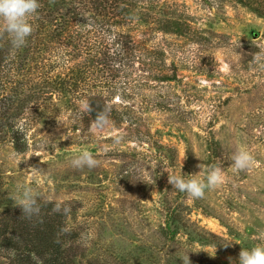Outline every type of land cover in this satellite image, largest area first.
Masks as SVG:
<instances>
[{
	"label": "rangeland",
	"instance_id": "rangeland-1",
	"mask_svg": "<svg viewBox=\"0 0 264 264\" xmlns=\"http://www.w3.org/2000/svg\"><path fill=\"white\" fill-rule=\"evenodd\" d=\"M110 1L102 29L77 9L95 0H54L76 30L40 29L36 13L21 49L0 33V264L36 249L21 241V187L41 212L70 209L57 236L66 264H238L264 244V0ZM124 45L129 58L115 57ZM106 106L111 126L91 131ZM238 149L250 172L232 169ZM81 150L94 168L71 166ZM198 164L230 182L201 199L168 183Z\"/></svg>",
	"mask_w": 264,
	"mask_h": 264
},
{
	"label": "clouds",
	"instance_id": "clouds-1",
	"mask_svg": "<svg viewBox=\"0 0 264 264\" xmlns=\"http://www.w3.org/2000/svg\"><path fill=\"white\" fill-rule=\"evenodd\" d=\"M39 7V0H0V33L7 34L9 37L11 50H19L25 46L27 38L33 30L30 18L36 15ZM220 70L229 73L232 66L225 62L222 63ZM75 103L82 114L92 111L87 98L77 100ZM110 113L111 110L107 106L98 111L94 121L90 124V130L99 133L109 128L112 124ZM119 142L120 137H116L114 143ZM231 159V167L234 171L250 172L252 170L254 162L249 151L238 149ZM96 165V159L91 152L86 150L79 151L71 159V166L77 169L85 167L91 169ZM197 168L200 169L199 172L191 175H168V183L189 198L201 199L205 196L206 191H214L231 180L219 166L198 164ZM29 172L41 173L36 169H29ZM233 186L235 187V184ZM16 205L20 208L22 215L27 218L39 216L41 212V205L38 203L37 196L28 187H21L18 190ZM52 211L67 214L70 209L57 203L53 206ZM229 246L230 244L224 245V247ZM183 264H190L188 256L183 259ZM229 264H232L231 257H229ZM238 264H264V244L255 245L250 249H241Z\"/></svg>",
	"mask_w": 264,
	"mask_h": 264
},
{
	"label": "trees",
	"instance_id": "trees-1",
	"mask_svg": "<svg viewBox=\"0 0 264 264\" xmlns=\"http://www.w3.org/2000/svg\"><path fill=\"white\" fill-rule=\"evenodd\" d=\"M94 3L96 4V7H94ZM94 3H81V6H77V9L79 11L86 9L88 13L93 14V17L90 15L89 19H83L82 24H88V21L90 20L92 21L90 24L91 26L100 24L102 29L104 25L101 22L99 23L97 19L102 17H106L107 19L112 18L107 10L109 9V6L111 7L114 4L111 3V1V4L108 2L105 3L104 0H95ZM39 5L40 7L38 8L37 13L40 14V17L42 16L41 18L43 21H46L47 24H43L38 28L44 29V27H47L48 29H51L52 26H55L54 32H58L59 29H62V31H60L62 33L60 36H63V34L66 33L68 26H71L76 30V27L78 26L75 23L76 16L75 18H73V16L68 18L67 14L61 13V9L57 7V4L54 3V0H39ZM115 8H117L116 5H114V9ZM35 19L36 15L30 18V23L32 24ZM40 22L42 21L40 20ZM81 37L83 38V35H81ZM79 38L80 37H78V40ZM117 45H121V43L117 42ZM129 47V45L128 47L124 45L122 47L124 54L121 53L120 50L118 54H115V57L131 55V49H129ZM50 213L52 214L49 216L48 214ZM17 218L19 232L22 233L21 241L25 245H29V247L30 245L36 246V249H27V246H25V251L15 249L18 252L20 251L18 260L16 261L18 264H66L65 257L61 250V238H57L58 232H60L63 227V220H61L63 217L60 213L48 210L40 212L39 216H34L32 218H27L24 215L17 216ZM4 231L5 226L0 230V242ZM42 248H45V250L48 251L46 252L48 258H44L45 252L42 254Z\"/></svg>",
	"mask_w": 264,
	"mask_h": 264
}]
</instances>
